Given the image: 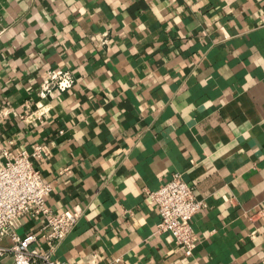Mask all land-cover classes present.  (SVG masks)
<instances>
[{
  "label": "crops",
  "instance_id": "1",
  "mask_svg": "<svg viewBox=\"0 0 264 264\" xmlns=\"http://www.w3.org/2000/svg\"><path fill=\"white\" fill-rule=\"evenodd\" d=\"M34 145L45 207L82 211L61 264H264V0H0V161ZM174 173L207 205L189 257L147 198Z\"/></svg>",
  "mask_w": 264,
  "mask_h": 264
},
{
  "label": "built area",
  "instance_id": "2",
  "mask_svg": "<svg viewBox=\"0 0 264 264\" xmlns=\"http://www.w3.org/2000/svg\"><path fill=\"white\" fill-rule=\"evenodd\" d=\"M42 79L41 98L64 93L73 85L70 72L60 68L45 71ZM43 109L40 107V114ZM46 153L43 146L34 145L30 151L23 150L0 161V241L9 237L12 242L9 247L0 245V259L10 256L13 264H61L52 259V254L82 216L78 207L59 214H52L45 207L44 199L51 192V186L42 181L34 162L45 157ZM64 173H69V169L64 168L59 174ZM147 198L159 217L154 231L170 235L174 248L183 257L191 256L197 241L191 220L206 208L204 200L195 197L193 188L179 173L172 174L170 180L156 191L148 192ZM259 213L264 214V209ZM25 216L43 220L37 233L20 237L16 229ZM38 241L46 246L44 250L36 248Z\"/></svg>",
  "mask_w": 264,
  "mask_h": 264
}]
</instances>
